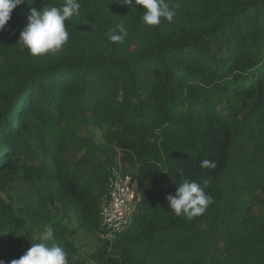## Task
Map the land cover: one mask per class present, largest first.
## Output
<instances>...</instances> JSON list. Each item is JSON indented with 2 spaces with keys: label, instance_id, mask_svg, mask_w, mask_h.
Returning a JSON list of instances; mask_svg holds the SVG:
<instances>
[{
  "label": "trees",
  "instance_id": "obj_1",
  "mask_svg": "<svg viewBox=\"0 0 264 264\" xmlns=\"http://www.w3.org/2000/svg\"><path fill=\"white\" fill-rule=\"evenodd\" d=\"M78 2L58 54L16 43L31 9L66 0H25L0 31V260L50 226L68 264H264V0H165L176 15L154 27L140 5ZM127 167L141 200L109 239L102 204ZM184 180L209 181L202 216L170 211ZM81 230L99 240L87 257Z\"/></svg>",
  "mask_w": 264,
  "mask_h": 264
},
{
  "label": "clouds",
  "instance_id": "obj_2",
  "mask_svg": "<svg viewBox=\"0 0 264 264\" xmlns=\"http://www.w3.org/2000/svg\"><path fill=\"white\" fill-rule=\"evenodd\" d=\"M24 2L25 0H0V31L5 29L13 10ZM115 2L130 7L142 6L141 20L148 27L159 25L162 18L171 23L176 15V11L170 8L165 0H115ZM80 7L78 0H66V3L59 7H44L42 11L31 9L27 24L20 31L16 44L34 57L58 54L69 40L65 22L73 16H78ZM126 36L127 31L123 22L105 33L106 39L112 43H123ZM200 166L207 169L216 167L215 163L209 160L202 161ZM208 184V180L204 181L203 186L190 180L179 183L175 193L166 196L170 211L177 217L184 216L188 219L202 216L209 205L214 203L213 197L204 190ZM52 238L53 229L47 226L39 237L41 242L33 243L22 257L13 259L10 264H68L66 251L57 243H48ZM0 264H4V261L0 260Z\"/></svg>",
  "mask_w": 264,
  "mask_h": 264
},
{
  "label": "built area",
  "instance_id": "obj_3",
  "mask_svg": "<svg viewBox=\"0 0 264 264\" xmlns=\"http://www.w3.org/2000/svg\"><path fill=\"white\" fill-rule=\"evenodd\" d=\"M107 188L108 195L102 204L101 223L108 230L107 236L110 237L128 226L139 201L137 182L129 171L112 169Z\"/></svg>",
  "mask_w": 264,
  "mask_h": 264
},
{
  "label": "rangeland",
  "instance_id": "obj_4",
  "mask_svg": "<svg viewBox=\"0 0 264 264\" xmlns=\"http://www.w3.org/2000/svg\"><path fill=\"white\" fill-rule=\"evenodd\" d=\"M220 110H227L226 105L224 103L220 104ZM127 170L129 172H132V170L130 168L127 167ZM137 197H138V203H140L141 197L139 194V190L137 187ZM102 238L105 239V237L103 236ZM109 239H113L112 236H110ZM72 240L75 242L78 250V255L79 256H84L87 257L88 253L95 249V247L99 244V240L98 237L94 234H92L89 231L86 230H81L77 235L72 237Z\"/></svg>",
  "mask_w": 264,
  "mask_h": 264
}]
</instances>
